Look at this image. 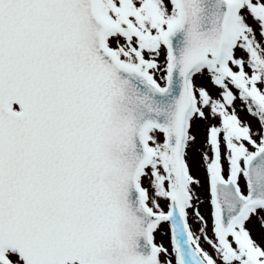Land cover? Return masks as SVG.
<instances>
[{
	"label": "snow or ice",
	"instance_id": "1",
	"mask_svg": "<svg viewBox=\"0 0 264 264\" xmlns=\"http://www.w3.org/2000/svg\"><path fill=\"white\" fill-rule=\"evenodd\" d=\"M0 264H264V0H0Z\"/></svg>",
	"mask_w": 264,
	"mask_h": 264
},
{
	"label": "rangeland",
	"instance_id": "2",
	"mask_svg": "<svg viewBox=\"0 0 264 264\" xmlns=\"http://www.w3.org/2000/svg\"><path fill=\"white\" fill-rule=\"evenodd\" d=\"M204 211H205V214H207V209L206 208L204 209ZM164 242L167 243V238H165Z\"/></svg>",
	"mask_w": 264,
	"mask_h": 264
}]
</instances>
